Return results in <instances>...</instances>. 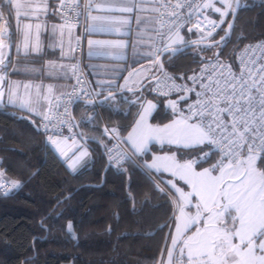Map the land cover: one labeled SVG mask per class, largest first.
Masks as SVG:
<instances>
[{
    "label": "snow or ice",
    "instance_id": "6c2138e0",
    "mask_svg": "<svg viewBox=\"0 0 264 264\" xmlns=\"http://www.w3.org/2000/svg\"><path fill=\"white\" fill-rule=\"evenodd\" d=\"M240 7V0H83L82 5L81 0H58L51 14L61 22L49 27V0H0V103L7 97L9 105L40 117L45 133L53 125V134L47 140L73 170L89 153L74 136L61 138V125L68 126L69 131L77 126L71 123L67 104L61 113L62 96L53 97L52 85L45 92L42 84L12 81L7 73L9 49L15 47L17 55L25 57L43 55L47 33L48 49L53 54L59 49L60 60L72 59L71 54L81 45V39L73 34L81 16L85 36H126L135 13L138 39L147 50L134 51V56L146 58L148 67L128 71L123 85L109 81L107 88H101L107 91L104 101H115L114 89L132 93L135 99L130 103L138 105L139 111L126 136H121L117 128L104 129L105 135L111 134L116 141L112 149L104 147L110 163L130 162L147 173L169 176L164 183L170 188L166 194L174 205L175 235L166 249V260L162 258L159 264H264V41L244 47L237 57L238 70L218 55L207 62L202 58L199 73L187 77L191 86L177 84L161 60L165 54L175 56L187 46H195L200 52L225 46ZM94 11L102 14L93 15ZM213 14L218 18L213 19ZM8 19H15L14 32ZM225 24V35L215 41L214 34ZM186 25H190L187 33L195 31L197 39L185 38L181 30ZM87 44L90 58L114 60L123 58L128 47L122 39H88ZM67 67L56 61L46 65L48 75ZM77 69L78 65H71L73 75ZM122 70L126 69H115ZM76 79L80 84V77ZM145 90L164 97L178 94V99L167 101L169 122H149L157 104L146 99ZM189 93H195L194 100H190ZM81 94L90 97L86 105H92L102 92L81 89ZM69 139L76 148L71 157L64 150ZM122 143L129 151L119 150ZM156 144L168 146V150L156 154L150 147ZM150 152L149 160L145 157ZM20 187V181L10 180L0 169V195L7 196ZM158 190L164 192L163 188ZM67 227L71 230L72 224Z\"/></svg>",
    "mask_w": 264,
    "mask_h": 264
},
{
    "label": "trees",
    "instance_id": "16d2710c",
    "mask_svg": "<svg viewBox=\"0 0 264 264\" xmlns=\"http://www.w3.org/2000/svg\"><path fill=\"white\" fill-rule=\"evenodd\" d=\"M4 12L7 18V7ZM226 28L222 25L214 40ZM183 35L197 39L195 31L187 33L186 28ZM241 36L244 39L238 41ZM259 39H264V0H241L225 46L203 52L194 46L175 56L166 54L163 61L166 71L174 72L191 70L217 52L234 62L245 43ZM131 96L122 92L115 101L74 105L79 140L92 154L79 170H71L45 144L37 130L38 118L0 106V157L8 177L22 184L17 192L0 195V264H159L174 224V205L163 175L147 173L130 162H112L106 169L104 145L109 148L112 140L104 129L119 128L123 135L129 131L139 111L130 103ZM144 96L148 98L147 92ZM165 98L153 97L158 102L155 124L171 119ZM151 148L154 153L168 150V146Z\"/></svg>",
    "mask_w": 264,
    "mask_h": 264
},
{
    "label": "crops",
    "instance_id": "0c3cea01",
    "mask_svg": "<svg viewBox=\"0 0 264 264\" xmlns=\"http://www.w3.org/2000/svg\"><path fill=\"white\" fill-rule=\"evenodd\" d=\"M99 2V0H97ZM58 0H49L50 4V13L48 17L46 18L47 24L49 27L52 24H59L61 21L58 16L52 15L51 10L55 9L57 6ZM102 13H97L93 12V15H99ZM144 16H151L154 15L153 13H144L142 14ZM135 13L133 14V22L131 24V31L128 35L126 36H117V35H110V34H93L88 37V39H96V40H117V39H122L127 42L128 47L124 50L125 55L123 58L119 60H114L111 57H92L90 58L88 56L89 52V47L87 45V54H86V65L89 70L90 74V79L92 82V85L95 90L98 92H104L102 91L101 85L104 86V88H107V83L109 81H113L115 84L118 85H123L124 80L123 77L127 76L128 71L132 70L133 68L139 69L142 65L144 67H148L149 61L144 58L142 55H135L134 56V51L137 53H143L147 49L143 46V41L138 39V27L135 23L134 20ZM11 30L14 32L15 31V19H10L8 21ZM141 28L144 27V25L140 26ZM149 27H154V25H150ZM78 32V29L75 28L73 31L74 36H76ZM183 34V30L181 31ZM15 39V37H14ZM48 35L47 33L44 36V44H45V53L40 56L36 55H30L25 57L24 55H17L15 47H12L9 49L8 56H9V62L7 65V73L9 74V77L12 81H18L21 83H31V84H42L44 86V90L46 92L47 86L52 85L53 87V97L62 94L66 91H68L72 85L73 81V73L71 70V65H73V60H74V53H72V59H65V60H60V52L59 49L53 52L48 49ZM73 46L75 43V39L72 41ZM133 45H138L135 49L133 48ZM65 51H67V38L65 39ZM49 61H56L58 64L63 63L65 65H68L69 67L65 68V70L61 71L57 69L56 71L52 72L51 75H48L49 69L46 68V65ZM138 61V62H137ZM30 68H35L37 71L32 72V71H27L26 69ZM15 69L16 71H13ZM115 69H126L122 71H115ZM154 71V70H153ZM33 95L35 94V89L33 88L32 90ZM119 90L114 89L113 92H118ZM125 91V90H124ZM21 92H23V89H21ZM127 92V91H126ZM144 92H147L145 90ZM131 100H134L135 97L131 96ZM167 99H178V96H171V97H166L164 99L165 106L167 107ZM148 100H152L154 103L157 104V109H158V102L156 99L149 98ZM181 105L183 106V102H181ZM0 106H8L10 108H13L18 111H23L27 112L26 110H22L19 108V106H12L7 103V97H5L4 102L0 103ZM168 108V107H167ZM156 109V110H157ZM156 110L153 112L152 116L149 118V122H152V117ZM31 114V113H29ZM33 115V114H32ZM34 117L38 118L39 120L41 119L38 116L33 115ZM169 122V121H167ZM165 122V123H167ZM134 124V123H133ZM155 124V123H153ZM133 126V125H132ZM131 128L129 129V131ZM128 132V131H127ZM127 133L123 136H126ZM80 141V140H79ZM70 142L67 143V145L64 146V150L69 154V157L72 156L73 152L76 151V148H72V145H69ZM72 143V142H71ZM80 147H86L81 141L78 144ZM126 145V144H125ZM160 146L159 144H156ZM127 146V145H126ZM152 147V146H150ZM87 148V147H86ZM128 148V146H127ZM129 149V148H128ZM88 150V155L84 157L80 163L77 164L75 170H79L83 168L88 162L91 161L92 159V154ZM56 153L58 156L63 159V156L60 154L58 150H56ZM164 152H159L156 154H163ZM151 158H149L150 160ZM147 172V170H145ZM152 174H157V173H152ZM163 175V183L165 180L169 178L167 173L159 174ZM183 182H181L182 184ZM165 187L170 191V188L168 185L164 183ZM185 190L187 191L188 189L185 187ZM175 235V222L171 228L168 241L166 244L165 251L163 253L162 258L166 260V249L171 246V236Z\"/></svg>",
    "mask_w": 264,
    "mask_h": 264
},
{
    "label": "built area",
    "instance_id": "2783aa9c",
    "mask_svg": "<svg viewBox=\"0 0 264 264\" xmlns=\"http://www.w3.org/2000/svg\"><path fill=\"white\" fill-rule=\"evenodd\" d=\"M82 4H83V0H81V5ZM189 26L190 25H186L185 28L187 29V27H189ZM84 28H85V20H84L83 16H81L80 17L79 26L77 27L78 32L76 34V37H79L81 39V45H80V47L75 48L74 60H73V64L78 65V69H77L75 75H73V81H72V85H71L70 89L68 91L62 93V94L57 95V96H62V99H61V108H60L59 111L62 113L63 112V105L64 104H67L68 110L71 113V123L74 124V125H77V123L75 121V118H74V114H73V107H74V105L77 102H79V101H86L87 99L90 98V97H86V96L82 95L81 94V89H84V90H87V91L95 90L94 87H93V85H92V82H91V79H90L89 70H88L87 65H86V54H87V45H88L87 44V40H88V37L89 36H85L84 35ZM185 28H183V29H185ZM261 41H264V39L249 41V42L245 43L240 48V50L238 51L234 62L226 59L225 57H222V56H219V57H220L221 61H223L225 63L232 64L238 70V68H239V62H238L237 57H238L239 53L244 49V47L246 45L256 44V43L261 42ZM74 46H75V43H74ZM211 59L214 60L215 57H213ZM204 62H207V60L204 61ZM201 67H202V63L200 65H198L197 67L191 69V70H186V71L184 70V71H177V72L167 71V72L176 79V83L177 84L186 83L189 86H191V81L188 80L187 77L192 76L193 74H198ZM77 76L80 77V81H81L80 84L77 83V79H76ZM95 91H97V90H95ZM147 94H148V98L147 99L153 98V97H164V96H158L156 93L149 92V91H147ZM105 95H107V91H104V92H102V94L100 96L95 97L94 98V103L98 104L99 103L98 100L101 97L105 96ZM188 95L190 97V100H194L195 99V93H189ZM171 96H178V94L173 93ZM41 125H42V120L40 119L39 120V127ZM52 128H53V125H49L50 131L47 132V133H45L44 130H43V128L40 127V131L43 134V138H44L45 144L49 148H51V149H53V150L56 151V149L47 140V136L53 134V132L51 131ZM106 128L111 129V128L107 127V126H106ZM117 129H119V128H117ZM119 130H120V135L123 136V133H122L121 129H119ZM60 133H61V138L74 136L75 139H79L77 126L72 127L71 128V131H69V127L68 126L61 125L60 126ZM109 137L111 138V134H109ZM111 140H112V143H111V145L109 146L108 149H112L114 147V145L116 144L115 139H112L111 138ZM68 142H72V140L69 139ZM119 150L120 151H124V152L129 151V149L127 148V146L125 144H123V143L119 145ZM107 155H108V158L110 160V157H109L108 152H107ZM112 155L114 156L115 155V152H113ZM113 163L116 164L115 162H113ZM124 163H126V162H124ZM0 169H4L5 170V168H3V158L2 157H0ZM7 177H8V175H7ZM9 179L10 180H13L11 178H9ZM19 189H16V190L10 192L8 195L17 192Z\"/></svg>",
    "mask_w": 264,
    "mask_h": 264
},
{
    "label": "water",
    "instance_id": "95a60500",
    "mask_svg": "<svg viewBox=\"0 0 264 264\" xmlns=\"http://www.w3.org/2000/svg\"><path fill=\"white\" fill-rule=\"evenodd\" d=\"M240 3H241V0H240ZM239 11H240V8L238 9V11H237V15H236V17H235V20H234V24H235V22H236V19H237V16H238V14H239ZM230 20H232V17L230 18ZM233 29V28H232ZM232 29H231V31H232ZM225 35V34H224ZM223 35V36H224ZM222 37V36H221ZM220 37V38H221ZM220 38H218V39H216L215 41H219L220 40ZM192 47H194V46H187V47H184L183 49H182V51L181 52H183V51H186L187 49H189V48H192ZM166 55V54H165ZM164 55V56H165ZM218 55V52L216 53V56ZM164 56H162L161 57V60H162V62H164L163 61V58H164ZM164 67H165V70H166V66H165V63H164ZM127 90H125V91H123V92H126ZM120 93H122V92H120V91H118V92H113V94L114 95H117V94H120ZM104 101V97L103 98H100L99 100H98V102H103ZM94 103V102H93ZM77 130H78V133H80V130H79V125L77 124ZM95 141V140H94ZM110 160L108 161V166L106 167V169L110 166ZM104 179H105V174H104Z\"/></svg>",
    "mask_w": 264,
    "mask_h": 264
},
{
    "label": "rangeland",
    "instance_id": "374dc122",
    "mask_svg": "<svg viewBox=\"0 0 264 264\" xmlns=\"http://www.w3.org/2000/svg\"><path fill=\"white\" fill-rule=\"evenodd\" d=\"M212 18H213V19H217V18H218L217 14H213V15H212ZM167 100H168V99H167ZM76 141H77V144L80 143L79 139H76ZM69 145H72V148H75L71 142L69 143ZM69 154H70V153H68V156H69ZM63 160H64V161L66 162V164L68 165V161H67V159H66L64 156H63ZM3 168H4V164H3ZM70 169H71V168H70ZM71 170H73V169H71ZM13 180H16V179H13ZM17 181H18V180H17ZM70 231L74 234V232H73V227H72V229H71Z\"/></svg>",
    "mask_w": 264,
    "mask_h": 264
}]
</instances>
